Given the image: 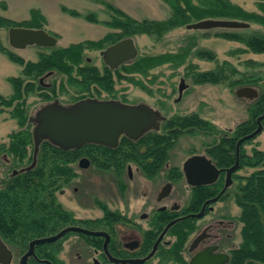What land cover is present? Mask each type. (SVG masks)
Segmentation results:
<instances>
[{"label":"trees","instance_id":"16d2710c","mask_svg":"<svg viewBox=\"0 0 264 264\" xmlns=\"http://www.w3.org/2000/svg\"><path fill=\"white\" fill-rule=\"evenodd\" d=\"M171 9V16L165 21H136L119 9L106 4L113 16L103 24L119 33H108L97 41H83L71 44L65 48L51 49L48 53L39 55L37 62L24 61L3 47L0 42V52L12 62L22 67V77L9 78L12 94L9 97L0 95V112L9 110L10 117L16 119L19 130L8 135V144L0 146L11 158V173L0 180V237L4 243L12 244L20 253L24 252L28 242L48 235L59 229L51 223L47 215L58 210L46 209L47 206L59 205L55 193L65 188L75 177V164L80 156H88L99 171L110 170L121 174L129 163H135L148 176L160 171L168 160L169 152L183 135L205 136L217 135L211 144L207 145L206 154L219 168H229L235 162L236 142L252 133L256 127V119L264 112V82L260 79H250L244 74L231 69L242 76L230 83L237 87L252 83L258 85V97L248 107V119L239 123L231 132H220L212 123L202 119L198 114L173 115L161 124L158 132L146 133L136 142L125 137L121 138L115 149L97 145H87L76 150H63L44 141L40 144L34 167L23 173L18 168H25L33 161L34 143L28 122L27 99L30 96L40 97L43 102L56 98V88H44L39 84L40 77L47 73L62 76L67 83L75 86L74 90L83 93L77 99L87 96H100L101 93H114L113 72L106 66L100 71L83 61L87 50L103 49L123 38L135 34H156L176 26H182L205 19H225L242 22H257L264 25V0L259 1L263 14L246 12L231 4L228 0H164ZM68 11L74 16H80L74 11ZM32 21L15 23L0 17V27L17 26L41 28L38 11H31ZM96 22L94 14L86 17ZM246 30V29H243ZM219 37L243 44L246 50L256 54L264 53V36L255 33L248 34L242 30L225 31ZM188 55L183 51L178 55L161 54L155 56H139L129 64L122 65L114 71L117 80L128 79L133 84L142 85L135 75L147 76L149 71L163 63L182 60ZM202 57L212 58L209 52H199ZM264 66V65H262ZM229 73V71H228ZM223 68L201 73L188 72L194 84H213L227 82L230 78ZM27 79V80H26ZM27 81L25 84L24 82ZM96 94V95H95ZM264 125V120L262 121ZM245 141L243 144L247 143ZM242 144V145H243ZM240 147L239 169L244 167L255 169L251 174L240 177L235 191V203L240 208L238 220L242 223L241 243L232 252L230 264H264V151L253 149L248 155ZM20 166V167H19ZM18 173L13 175L12 172ZM174 171V170H173ZM99 206L102 208L101 204ZM39 248L37 247V250ZM35 264V262H31Z\"/></svg>","mask_w":264,"mask_h":264},{"label":"rangeland","instance_id":"374dc122","mask_svg":"<svg viewBox=\"0 0 264 264\" xmlns=\"http://www.w3.org/2000/svg\"><path fill=\"white\" fill-rule=\"evenodd\" d=\"M196 2V0H192ZM246 12L262 15L258 0H228ZM109 4L136 21H165L171 16V9L164 0H0V17L14 21L15 23L32 21L31 11H38L40 17L38 23L50 36L57 39L53 47L27 46L24 49H13L8 42V30L10 28L0 27V42L5 49L21 57L24 61L37 62L39 55L48 53L51 49L65 48L71 44L83 41H97L108 33H119L120 30L111 29L103 24L113 16L106 6ZM74 11L80 16H74L68 11ZM94 14L96 22H91L86 17ZM249 28L242 30L248 34L255 33L264 36V25L257 22H246ZM188 25V24H187ZM187 25L176 26L164 32L161 36L156 34H135L131 37L137 49V56H157L161 54L178 55L188 51L182 60L174 59L156 66L149 71L147 76L135 75L136 80H141L142 85H136L128 79L117 80L113 72L114 93L106 95L101 93L96 96L102 100H117L124 104L146 103L160 110L168 118L173 115L198 114L202 119L209 121L220 132H231L239 124L248 119V107L253 100L238 98L235 91L239 88L230 82L242 76L231 75V69L248 76L254 80L260 79L264 82V53L256 54L246 50V47L238 42L230 41L218 35L225 31H236L228 29L191 30ZM22 28H31L17 26ZM16 27V28H17ZM15 28V27H12ZM37 29V28H32ZM125 39V38H123ZM122 40V39H121ZM112 45V44H110ZM98 50H87L84 52L83 61L94 66L100 71L106 66L102 60L101 52L108 46ZM199 52H209L212 58L202 57ZM134 59L122 64H129ZM88 60V61H87ZM120 65L119 67H121ZM107 67V66H106ZM223 68L229 75V80L217 85L194 84L188 76L189 71L201 73ZM22 67L12 62L4 53L0 52V95L9 97L12 87L9 78L22 77ZM46 75V74H45ZM44 75V76H45ZM41 78V77H40ZM39 79V78H38ZM184 79L186 89L179 101L178 85ZM27 80V79H26ZM27 81L24 82V84ZM44 83L56 88V98L61 104H72L83 93L74 90L60 75L50 74L44 78ZM252 83L246 84L259 91V87ZM96 95V94H95ZM40 97L30 96L27 99V113L31 112L43 102ZM264 120V119H263ZM16 119L10 117L9 110L0 112V146L8 144V135L18 131ZM217 135L205 136L183 135L179 138L170 154L168 165L180 166L191 153L203 154L208 144H211ZM253 149L264 151V125L260 133L242 145V151L250 155ZM29 166V165H28ZM12 161L9 155L0 152V180L7 177L12 169ZM20 167V166H19ZM27 167V166H26ZM21 169V168H18ZM135 173V166L132 165ZM255 169L244 167L235 173V177L247 176ZM76 179L64 189V196H59V201L67 208H73L84 218L97 217L101 215L94 200L108 201L112 209L123 210L121 199L115 179L112 173H102L92 167L83 169L75 164ZM238 180L236 179L232 192L236 191ZM74 188L77 191H74ZM119 199V200H118ZM132 204V203H130ZM79 205L80 207H77ZM234 214L238 218L240 208L235 204ZM241 226V225H240ZM238 227V231L239 228ZM241 238L238 236L237 244ZM69 261L76 262V258L69 257ZM13 264H17V259Z\"/></svg>","mask_w":264,"mask_h":264},{"label":"flooded vegetation","instance_id":"af4514ba","mask_svg":"<svg viewBox=\"0 0 264 264\" xmlns=\"http://www.w3.org/2000/svg\"><path fill=\"white\" fill-rule=\"evenodd\" d=\"M40 79L41 86L49 87L44 80L40 82ZM181 97L179 98L178 93L176 101ZM83 99L102 100L96 96L79 100ZM55 100L58 99L54 98L52 101ZM158 111L165 120L160 122L159 129L147 131L142 136L151 131L158 132L161 124L169 119ZM123 137L125 136L119 138L115 147H103L115 149ZM125 138L133 142L140 139ZM171 151L168 160L153 176L146 175L135 163L127 164L121 174L110 170L99 171L93 166L92 158L80 156L76 164L84 159L87 168L112 173L124 209H112L108 201L95 199L94 204L101 215L84 218L75 209L67 208L70 206L65 207L59 201L58 195L64 196V189L67 187L57 191L55 196L58 207L44 208L58 210L46 218L51 219V223L59 226V229L40 238L55 236L69 227L101 234L68 231L55 241L36 245L35 257H29L27 264L32 261L35 264H230L232 252L241 243L237 244V238H241L242 229V223L235 216L233 207L236 204L235 192H232L236 171L231 175L227 187V177L223 171L219 172L212 183L191 185L183 171V164L194 155L205 156L218 170L227 168L217 167L206 151L203 154L191 153L180 166H169ZM132 165L135 166V173ZM76 177L77 173L68 187ZM74 191L77 189L74 188ZM213 199L216 201L210 202ZM172 222L174 223L169 226ZM30 242L22 253L12 244L7 245L12 254L10 264L15 259L19 264L20 258L28 251ZM69 257L76 258V262H70Z\"/></svg>","mask_w":264,"mask_h":264},{"label":"water","instance_id":"95a60500","mask_svg":"<svg viewBox=\"0 0 264 264\" xmlns=\"http://www.w3.org/2000/svg\"><path fill=\"white\" fill-rule=\"evenodd\" d=\"M186 28L191 30L217 28L243 30L248 29L249 24L237 20L205 19L188 24ZM8 42L13 49L21 50L33 45L53 47L56 45L57 39L43 29L15 27L8 30ZM136 56L137 49L131 38L122 39L101 52L104 64L111 70H115ZM43 79L41 78L40 82ZM186 87L184 79H181L178 87L179 98ZM235 94L238 98L249 100L258 97L257 90L250 86L238 88ZM263 119L264 112L256 119V129L236 142L235 162L230 168L218 170L209 159L202 155H194L188 158L183 164V171L188 183L191 185L212 183L219 172L223 171L226 173L225 187H227L230 184L231 175L239 168L241 144L261 132ZM163 120L165 118L161 113L146 103L132 105L117 100L83 99L65 105L60 104L58 100L41 104L32 111L28 119V122L33 126L31 130L34 143L33 161L28 167L22 168L20 173L29 171L34 167L39 146L44 141L63 150H76L85 145H101L112 148L117 145L122 135L136 140L147 131L159 129V124ZM78 166L86 169V160H80ZM16 173L17 171H13V175ZM216 199L210 200V202H214ZM68 231H80L91 235L101 234L100 232L69 227L55 236L32 240L29 243L28 251L20 258L19 264H27L29 257H35L34 248L36 245L55 241ZM156 246H154V250ZM11 258V251L0 237V264H10Z\"/></svg>","mask_w":264,"mask_h":264}]
</instances>
